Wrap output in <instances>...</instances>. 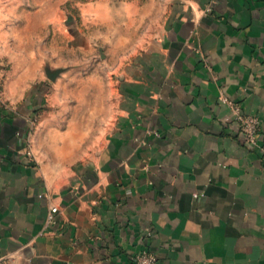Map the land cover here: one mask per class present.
Listing matches in <instances>:
<instances>
[{"label": "crops", "instance_id": "crops-1", "mask_svg": "<svg viewBox=\"0 0 264 264\" xmlns=\"http://www.w3.org/2000/svg\"><path fill=\"white\" fill-rule=\"evenodd\" d=\"M23 5L0 0L3 264H134L144 250L159 264H264V0L173 2L153 37L116 57L95 150L66 171L37 153L38 114L60 91L40 73L39 42L23 67ZM224 99L258 118L257 146Z\"/></svg>", "mask_w": 264, "mask_h": 264}, {"label": "rangeland", "instance_id": "rangeland-1", "mask_svg": "<svg viewBox=\"0 0 264 264\" xmlns=\"http://www.w3.org/2000/svg\"><path fill=\"white\" fill-rule=\"evenodd\" d=\"M175 1L22 0L24 5L17 11L20 14L13 19L21 31L22 45L17 53L22 52L23 67L30 68V52L39 42L43 60L40 73L59 71L53 82L60 96L52 109L42 108L38 114L36 149L44 168L60 162L65 171L75 169L93 154L98 135L95 108L102 105L105 110L107 106L116 57L140 45L147 33L153 37ZM62 26L66 28L65 36ZM26 27L37 31L29 32ZM54 31L55 58L46 60L47 33L52 36ZM120 37L125 40L123 47L119 46ZM46 121L48 126L44 125Z\"/></svg>", "mask_w": 264, "mask_h": 264}, {"label": "built area", "instance_id": "built-area-1", "mask_svg": "<svg viewBox=\"0 0 264 264\" xmlns=\"http://www.w3.org/2000/svg\"><path fill=\"white\" fill-rule=\"evenodd\" d=\"M223 101L230 107L233 116V124L236 125L237 128V136L247 146H257L259 125L258 118L254 115L245 113L241 105L238 103L230 102L226 99ZM57 212L58 209L56 207H51L47 216L48 221L52 222ZM133 262L134 264H159L157 258L145 250L135 255ZM0 264H3L2 258H0Z\"/></svg>", "mask_w": 264, "mask_h": 264}, {"label": "water", "instance_id": "water-1", "mask_svg": "<svg viewBox=\"0 0 264 264\" xmlns=\"http://www.w3.org/2000/svg\"><path fill=\"white\" fill-rule=\"evenodd\" d=\"M50 72H51V73H49V71H48L46 75H47V77H48L50 80L54 81V79L56 78L57 72H59V71L51 70Z\"/></svg>", "mask_w": 264, "mask_h": 264}]
</instances>
